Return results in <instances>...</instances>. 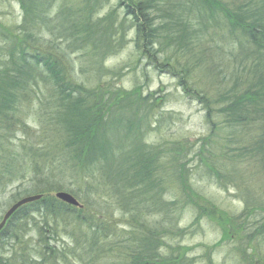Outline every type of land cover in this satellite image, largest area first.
I'll list each match as a JSON object with an SVG mask.
<instances>
[{
	"label": "trees",
	"instance_id": "trees-1",
	"mask_svg": "<svg viewBox=\"0 0 264 264\" xmlns=\"http://www.w3.org/2000/svg\"><path fill=\"white\" fill-rule=\"evenodd\" d=\"M16 1L22 12L21 23L14 30L0 23V125L9 124L20 116L23 101L36 95L40 84L51 87L48 98H38L42 132L48 131L49 135L43 140V149H34L37 159L32 162L44 175L48 189H67L70 181L84 184L88 192L101 196V202L114 204L133 222L138 217L144 219L146 213L148 216L164 214L174 220L177 208L189 206L197 208L199 217L215 214L213 206L198 201L181 205L162 201L163 190L156 171L165 169L161 163L164 152H154L143 142L142 134L145 118L150 116L149 112H143V106L151 100V95H125L115 102L118 98L112 90L95 92L87 88V84L109 75L110 70L101 68L100 60L103 55L114 52L122 39L123 27L129 26L134 30L139 57L146 59V65L155 66L159 62L168 66L167 71L179 77L178 83L196 95L199 91L192 81L191 66L198 61L199 66L202 56L198 52L197 57L195 48L204 45L206 50L208 43L211 56L216 57L217 52L222 51L227 55L228 74L225 70L218 73L224 78L223 85L228 79L232 85L231 89L218 92L216 106H206V118L220 116L223 125L229 128L255 124L264 128V0H117L116 8L102 17L97 16V11L106 0ZM55 3L57 11L51 12ZM4 4L5 0H0V5ZM214 38L225 42L224 50L222 42L211 46ZM71 54L78 55L81 60L76 68L69 62ZM85 68L88 71L84 74ZM203 69L209 77L214 70L218 71L214 65L203 64ZM80 76L86 77L87 84ZM236 88L239 91L235 92ZM199 99L205 100L201 96ZM127 108L135 111L139 108L143 114H126ZM210 137L208 134L205 142H209ZM215 146L214 142L203 144L201 162L219 184L234 182L244 195V209L234 220L244 236L240 248L250 261L244 248L250 242L255 247L259 241L264 243V205H260L264 200L249 195L243 177L233 175L243 168H238L234 160L226 161L225 155L215 152ZM259 148L264 151V138L246 148L243 165H249L253 159L262 160L257 167L264 177V155ZM214 154L223 160L221 166L227 169L225 174L216 169ZM168 158L176 180L188 186L182 150L173 146ZM32 191L23 190L25 194ZM38 194L42 195L41 199L19 208L0 236L14 220L41 213L46 220L70 217L74 227L85 225L98 241L107 237L101 236L88 215L82 216L85 202V206L75 208L48 193ZM199 209L205 213L199 214ZM40 230L41 237H45L41 246L47 238L46 232L50 233V243L56 241L55 228L44 230L40 227ZM252 231L257 232L256 241L246 236ZM188 233L189 230H183V234ZM89 240L95 244L92 236ZM131 243L135 247L129 249L125 264H147L146 256L151 255H155L154 261L163 264H175L178 258L173 254L172 259H162V255L150 247V240L135 239ZM261 258L264 259V254ZM22 260L14 264H22ZM26 261L27 264H42L33 258ZM55 261L56 257L47 258L49 264Z\"/></svg>",
	"mask_w": 264,
	"mask_h": 264
},
{
	"label": "rangeland",
	"instance_id": "rangeland-1",
	"mask_svg": "<svg viewBox=\"0 0 264 264\" xmlns=\"http://www.w3.org/2000/svg\"><path fill=\"white\" fill-rule=\"evenodd\" d=\"M116 1L106 0L97 11V16L102 17L108 11L115 9ZM56 8L57 3L52 5L51 12L57 11ZM118 13L121 12L118 10ZM21 21L22 12L18 2L5 0L4 6L0 5L1 25L6 29L14 30ZM122 30H124L122 39L114 47V52L103 55L100 60L99 65L103 69L110 70L109 75L105 77L102 75L101 78H96V81L88 84L87 80H84L85 76L80 78L87 84V88L95 92L112 90V94L118 98L115 102H119L121 96L125 95H151V100L145 102L143 106V112H149L150 116L145 118L146 124L142 127V134H144L143 142L147 143L154 152H164L161 163L166 171L165 169L163 172L156 171L163 190L162 201L177 205L198 201L200 204L213 206L215 214L203 215L205 212L199 209V214L203 215L199 217L197 208L189 206L181 210L177 208L174 220L164 214L154 213L148 216L146 213L144 219L138 217L133 222L128 220L126 215H122V211L114 204L101 202V196L88 192L84 184L70 181L67 189L58 191L71 194L81 205L85 206V202L82 216L88 215L101 231V236L107 237H101L98 241L85 225L80 228L74 227L70 217L66 219L53 217L46 220L41 213H36L32 215L33 217L14 220L10 227L5 229L4 235L0 236L1 264H14L21 258L22 264H27L28 258L49 264L47 262L49 256L57 258V261L51 264H125L129 249L135 247V244L131 243L135 239L152 241L150 247L156 251V254L162 255V259H172L175 254L178 256L175 264H264V259L261 258L264 254V243L259 241L258 246L255 247L250 242L244 248L250 261H247L243 249L240 248L244 236L235 226L234 217L244 209V195L241 189L236 187L234 182L219 184L204 166V162H201L200 153L203 152L201 147L205 143L214 142L215 152L222 153L226 161L234 160L238 168H243L233 172V175L243 177L249 195L264 200V177L261 176L258 168L261 165L259 163L263 161L253 159L249 165H243L246 148L264 138L262 125L229 128L227 124L223 125L224 121L220 116L213 115L212 119L206 118V106H216L218 92L231 89L232 83L229 79L223 85L224 78L218 73L223 70L227 73L228 66L225 59L227 55L222 51L217 52L216 57L211 56L208 43L206 50L204 45L195 48L197 57L198 52L202 56L199 66V61L191 66L192 81L199 91L195 95L194 91H189L178 83L179 77L168 72V66L159 62L155 63V66H147L146 59L139 57L136 50L134 30L129 26L123 27ZM221 42L223 43L216 38L211 46L222 44ZM69 58L70 64L75 68L81 63L76 54H71ZM203 64L214 65L218 71L214 70L209 77L207 71L203 69ZM83 70L84 74L88 71L87 68ZM76 71L80 73L78 68ZM106 81L111 83L110 86ZM190 82L191 79L188 80V83ZM50 89L51 87L40 84V91L23 101L20 116L9 124L0 125V221L15 201L38 195V192L48 193L52 197L58 192L48 189L44 175L32 164L37 159L34 149H43L45 146L43 140L49 135L48 131L42 132L40 115L42 110L38 106V98H48ZM237 91L238 88L235 89V92ZM200 96L205 99L203 102L200 101ZM150 106H153L152 109ZM133 112L140 116L143 114L139 108H136V111L127 108L126 114ZM208 134L212 137L209 142H205L208 140L206 138ZM173 146L182 150L188 186L181 184V181L176 180L173 175L168 158ZM259 150L264 155V151L261 148ZM213 160L216 169L225 174L224 171L227 169L221 166L223 160L216 154ZM61 167L59 166L58 169ZM24 189L33 191L31 194H25ZM96 202L98 204H95ZM260 205H264V201ZM48 226L57 230V239L50 243V233L46 232L47 238L41 246V240L45 237L43 235L41 237L40 227L49 230ZM185 229L189 230L188 234H183ZM256 233L252 231V234L246 236L256 241ZM89 235L95 239V244L90 242ZM116 238L119 242L114 243ZM55 246H57L56 250ZM146 257L147 264H163L154 261L150 256ZM9 258L14 260L8 261Z\"/></svg>",
	"mask_w": 264,
	"mask_h": 264
},
{
	"label": "water",
	"instance_id": "water-1",
	"mask_svg": "<svg viewBox=\"0 0 264 264\" xmlns=\"http://www.w3.org/2000/svg\"><path fill=\"white\" fill-rule=\"evenodd\" d=\"M54 196L57 200H59L60 202H62L64 204H67V205L73 206V207H81L79 205V203L77 202V200L71 194H69L67 192H57ZM40 198H41V195L28 196V197L21 198L20 200H18L14 204H12L7 209V211L4 213V215L2 217V220L0 222V230H2V228L5 226V223L14 214V212H16L17 209H19L20 207H22L26 204L37 201Z\"/></svg>",
	"mask_w": 264,
	"mask_h": 264
}]
</instances>
